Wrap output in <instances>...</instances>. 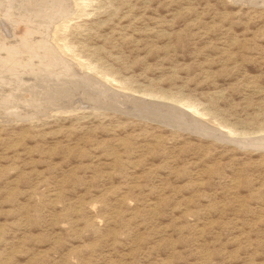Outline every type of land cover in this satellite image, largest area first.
<instances>
[{"label":"rangeland","instance_id":"374dc122","mask_svg":"<svg viewBox=\"0 0 264 264\" xmlns=\"http://www.w3.org/2000/svg\"><path fill=\"white\" fill-rule=\"evenodd\" d=\"M46 1L0 0V264H264V143L122 98L264 135V0ZM88 65L113 99L44 92Z\"/></svg>","mask_w":264,"mask_h":264},{"label":"bare ground","instance_id":"6f19581e","mask_svg":"<svg viewBox=\"0 0 264 264\" xmlns=\"http://www.w3.org/2000/svg\"><path fill=\"white\" fill-rule=\"evenodd\" d=\"M46 1V0H45ZM56 1V0H55ZM47 2V1H46ZM54 2V1H53ZM57 2V1H56ZM48 4V3H47ZM56 5V4H55ZM9 13V12H8ZM7 16V15H6ZM8 17H10V16H8ZM50 24V23H49ZM20 30H22V29H20ZM18 31V30H17ZM37 33V32H36ZM27 37V36H26ZM36 38V37H35ZM43 38V37H42ZM47 38V37H46ZM22 39V38H21ZM43 40V39H42ZM37 41V40H36ZM40 43V42H39ZM47 43V42H46ZM44 44H45V42H44ZM43 44V45H44ZM46 46V45H45ZM68 46V45H67ZM12 47H14V46H12ZM11 47V48H12ZM9 48V47H8ZM7 48V49H8ZM11 48H9V49H11ZM45 48V47H44ZM14 48H12V50H13ZM45 50V49H44ZM51 50V49H50ZM7 51V50H6ZM44 52V56H46V58L47 59H51V54L52 53H50V51L49 50H45V51H43ZM8 53V52H7ZM10 53V52H9ZM60 53V52H59ZM64 54V53H63ZM7 56V55H6ZM41 56H43V55H41ZM43 56V57H44ZM61 56H62V53H61ZM63 57V56H62ZM31 58V57H30ZM29 58V59H30ZM35 58V57H34ZM57 58V57H56ZM60 58V57H59ZM32 60V59H31ZM43 60H45V58H43ZM63 60V59H62ZM53 61V60H52ZM56 61V60H55ZM61 61V60H60ZM37 62V61H36ZM58 64H59V62H57ZM62 63V62H61ZM64 63V62H63ZM70 63V62H69ZM45 64H47V63H45ZM45 64H43V66L45 65ZM54 64H55V62H54ZM71 64V63H70ZM50 65H52V64H50ZM64 66H65V64H63ZM68 65V64H67ZM66 65V67H69V66H67ZM76 65V64H75ZM23 66V65H22ZM52 67V66H51ZM58 67V66H57ZM62 67V66H61ZM71 68V69H70ZM69 69V71H68V74H66L67 72H66V70H64L66 73V75H70L69 77H66V78H68V79H66L65 77L63 78V77H59L58 79H54V80H51L50 78L51 77H49V75H42V74H40V79L42 80V84L41 85H44L45 84V86H43V88H44V92L46 93V95L48 94V93H52V90H53V92H54V90L55 89H57V87H58V89L56 90V91H61V90H63V91H61V92H64V89H65V87H66V84L68 83H77L78 85L77 86H79V84L80 85H82V87L84 86V87H86L87 89L86 90H89L88 88H91L92 90H93V95H94V93H96V95H98L97 97H94V99H98L99 98V95L100 94H98V93H101L103 96H106V97H108V98H111V99H113V97H115V96H113V91H111L110 90V88H109V84L107 85L106 83H110V82H112V81H110L111 79H109L108 77H106L105 75L104 76H102V78H97V77H95V75L96 74H98L97 72H95L96 74L94 75V76H92V73L91 74H88L87 73V68L88 69H90L91 68V66L90 65H88V66H86V67H80L79 66V68L78 69H76V68H74V67H70ZM18 69V68H17ZM22 69V68H21ZM41 69V68H40ZM59 69V68H58ZM63 69H64V67H63ZM93 69V68H92ZM55 70V67H54V69H53V71ZM62 70V69H61ZM19 71V70H18ZM50 71V70H49ZM56 72H58V70H56ZM59 72H61V71H59ZM47 74H49V73H47ZM64 74V75H65ZM25 75V74H24ZM50 75H52V73L50 74ZM21 77H22V75H21ZM35 77V76H34ZM47 77H49V78H47ZM56 77H57V75H56ZM36 78H37V76H36ZM35 78V79H36ZM52 78H54V77H52ZM18 79V81H19V78H17ZM16 79V80H17ZM22 79V78H21ZM26 79V78H25ZM102 79V80H101ZM27 80V79H26ZM25 80V81H26ZM41 80H39V81H41ZM4 81V80H3ZM13 80H11V81H8L7 80V82H12ZM24 81V82H25ZM28 82H29V80H27ZM26 81V83H28ZM34 81V80H33ZM43 82H44V84H43ZM52 84V85H50V83ZM1 83V82H0ZM13 83V85H14V82H12ZM25 83V84H26ZM31 83V84H30ZM34 83V82H33ZM32 83V81L31 82H29V86H28V84H27V86H28V88L27 87H24V89L25 88H27L26 90H28V89H30L28 92L29 93H33V92H30L31 91V89L36 85V84H33ZM40 83V82H39ZM18 84H19V86H20V82H17V86L16 85H14V86H16V87H18ZM23 84V83H22ZM111 84V83H110ZM6 85V84H5ZM5 85H3V87L1 86L0 88H3L4 89V86ZM24 85V84H23ZM32 85H34V86H32ZM38 85H40V84H38ZM37 85V86H38ZM65 85V86H64ZM13 86V87H14ZM36 86V87H37ZM74 86H75V84H74ZM77 86H75V87H77ZM6 87H7V85H6ZM21 87V86H20ZM40 87V86H39ZM55 89H54V88ZM69 87H71L70 85H69ZM80 87V86H79ZM78 87V89L80 90L81 88H79ZM83 87V88H84ZM38 88V87H37ZM37 88H35V89H37ZM123 88V87H122ZM2 89V91H4ZM6 89V88H5ZM9 89V88H8ZM13 89V88H12ZM12 89H10V90H12ZM17 89V88H16ZM23 88L21 89V90H23V92L25 91ZM34 89V88H33ZM40 89V88H39ZM1 90V89H0ZM20 90V89H19ZM18 89H17V91H19ZM41 90H42V88H41ZM66 90V92H64V95L65 96H67L68 97V95H71V94H74V93H78L79 94V92H76L77 90L74 88V90H76L74 93H72L73 92V90H72V92H71V89L69 90L68 88H66L65 89ZM67 90H69L68 92H69V94L67 93ZM2 91L0 92V94L2 93ZM8 91V90H7ZM6 91V93L8 94V92H10V91H8L7 92ZM16 91V92H17ZM32 91H36V90H32ZM38 91V94H39V92H41L40 90H37ZM81 91H82V89H81ZM80 91V92H81ZM85 91V90H84ZM13 92V91H12ZM11 92V93H12ZM15 92V91H14ZM13 92V93H14ZM15 92V93H16ZM20 92H22V91H20ZM20 92H17L18 94H19V96H20ZM27 92V93H28ZM43 92V93H44ZM71 92V93H70ZM83 92V91H82ZM89 92V91H88ZM10 93V94H11ZM12 93V94H13ZM14 93V94H15ZM35 93H37V92H35ZM44 93V94H45ZM65 93H67L68 95H66ZM84 93V92H83ZM92 93H91V95H92ZM25 94H26V92H25ZM36 95V94H32L33 96H39V95ZM56 94V92L54 93V95ZM149 96H155V95H153V94H150V93H147ZM2 95H5V93L4 94H1L0 95V97L2 96ZM24 95V94H23ZM32 95L30 96L29 95V98L30 97H32ZM45 95V96H46ZM52 96H54L53 94H51ZM50 95V96H51ZM62 95V94H61ZM63 95V96H64ZM95 95V96H96ZM9 96V95H8ZM12 96V95H11ZM16 96H17V94H16ZM16 96H13L14 98L16 97ZM41 96V95H40ZM45 96H43L44 97V100L46 101V99L45 98H47V97H45ZM51 96V97H52ZM58 96V95H57ZM56 96V97H57ZM64 96V97H65ZM123 97L122 98H126L125 100L127 101H130V103H126V104H133L134 106H135V108L134 109H136L137 111H138V109L140 110V111H142L144 114L145 113H150V114H152V115H156L157 117L159 116L158 114H160L161 112L162 113H164V117H165V121H166V123H169V124H171V125H180V126H184V125H187V128L188 127H190L191 126V128H197V129H200L199 131L198 130H194L193 129V131H198V132H200V133H202L203 135L204 134H209V133H212L213 135H211V136H214V137H218V138H226L227 140L228 139H232L233 141H236L237 143H239V144H242V145H249V144H253V143H260V145L262 144V143H264V135H262V136H260V137H258V138H254V139H250V140H248V139H243V138H241V137H236L235 136V133L236 132H234L233 130H231L230 128H228L227 129V131H225V130H216L215 128L213 129L212 127H210L209 128V126H205V124H203V125H201V122H202V119L201 118H198V117H203V112H200L199 110H198V108L196 107V106H194V105H192V104H190V103H186V102H184V101H181V100H176V101H174V102H177L178 104H181V105H184V106H186V107H188L189 108V110H191L192 111V113L194 114V116H191V115H189L187 112H185L184 110H181L180 108H178L177 106H174V105H171V103L169 104H167V103H162L161 104V102H159V101H157V100H148V97H147V99H146V102L145 103H141L140 101H142V100H140L139 98H137V97H132V96H126V95H122ZM158 96V95H157ZM162 96V95H161ZM12 97V98H13ZM22 97H24V96H21V97H19V99H17V100H19L18 101V104L19 105H17V104H15L16 105V109H18L17 108V106H20V104H22V103H19V102H21L20 101V98H21V100H23V98ZM26 97H28V96H26ZM83 97V96H82ZM81 97V98H82ZM163 97V96H162ZM2 98V97H1ZM0 98V99H1ZM16 98H18V97H16ZM35 98H37L36 100H38V101H43V100H40V99H38L39 97H35ZM58 98V97H57ZM56 98V100H58ZM59 98H61L60 97V94H59ZM163 98H166V97H163ZM3 99H4V96H3ZM2 99V100H3ZM26 99V102H28L29 100L27 99V98H24V100ZM33 99V98H32ZM43 99V98H42ZM50 98H48V100H49ZM65 99V98H64ZM96 99V100H97ZM171 99V98H170ZM5 100V99H4ZM7 100H9V98H7ZM10 100H12V99H10ZM10 100H9V102H10ZM23 100V101H24ZM28 100V101H27ZM35 100V101H36ZM50 100H53V98H51ZM55 100V101H56ZM59 100H62V99H59ZM66 100V99H65ZM64 100V101H65ZM174 100V99H173ZM6 101V100H5ZM34 101V100H33ZM37 101V102H38ZM74 101V100H73ZM92 101L93 100H91V104H92ZM14 102L16 103V101L14 100ZM26 102H24V104L26 103ZM51 102V101H50ZM59 102V101H58ZM61 102H63V101H61ZM69 102V101H68ZM80 102V101H79ZM78 102V103H79ZM83 102V101H82ZM94 102V101H93ZM96 102V101H95ZM169 102V101H168ZM2 103H4V101L2 102ZM7 103V102H6ZM6 103H4V105H6ZM11 103H13L12 101H11ZM33 103V102H32ZM41 104V103H40ZM40 104H37V105H40ZM44 104H46V102H44L43 104H42V106L44 105ZM54 104V103H53ZM52 104V105H53ZM79 104H81V103H79ZM90 104V105H91ZM96 104V103H95ZM95 104H92V105H94V106H97V105H95ZM106 104V103H105ZM173 104V103H172ZM178 104H176V105H178ZM4 105H1V102H0V107L1 108H3L2 106H4ZM10 105V104H9ZM12 105V104H11ZM14 105V104H13ZM14 105V106H15ZM30 105V103H28V104H26V105H22V106H25V107H28ZM34 105V104H33ZM78 105V104H77ZM119 105V104H118ZM7 106V105H6ZM41 106V105H40ZM48 106H50L51 107V105L50 104H48ZM65 106V105H64ZM149 108V110L148 109H146V108ZM181 107V106H180ZM13 108V107H12ZM15 108V107H14ZM13 108V109H14ZM24 108V107H23ZM28 108H30V107H28ZM129 108V107H128ZM13 109H11V110H13ZM131 109V108H130ZM163 109H165L166 111H162ZM45 110V109H44ZM18 111V110H17ZM9 112V111H8ZM21 113V112H20ZM5 114V113H4ZM13 114V118L15 117L14 115V113H12ZM28 114V113H27ZM26 114V115H27ZM162 115V114H161ZM17 116H19V113H18V115ZM28 116H29V114H28ZM21 117H22V114H21ZM23 118V117H22ZM161 119H162V117H161ZM160 119V120H161ZM163 120V119H162ZM203 123V122H202ZM183 128V127H182ZM192 130V129H191ZM205 130V131H204ZM210 135V134H209ZM242 136V135H241ZM235 137V138H234ZM261 146H263V145H261ZM264 147V146H263Z\"/></svg>","mask_w":264,"mask_h":264}]
</instances>
